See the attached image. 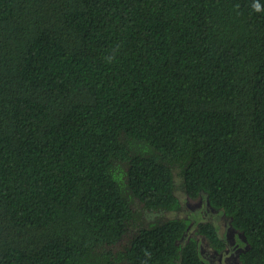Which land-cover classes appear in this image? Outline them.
I'll return each instance as SVG.
<instances>
[{
    "label": "trees",
    "instance_id": "16d2710c",
    "mask_svg": "<svg viewBox=\"0 0 264 264\" xmlns=\"http://www.w3.org/2000/svg\"><path fill=\"white\" fill-rule=\"evenodd\" d=\"M252 3L0 0V264H209L190 219L168 215L178 178L243 234V264H264ZM136 200L155 217L114 252ZM197 233L224 249L212 219Z\"/></svg>",
    "mask_w": 264,
    "mask_h": 264
},
{
    "label": "rangeland",
    "instance_id": "374dc122",
    "mask_svg": "<svg viewBox=\"0 0 264 264\" xmlns=\"http://www.w3.org/2000/svg\"><path fill=\"white\" fill-rule=\"evenodd\" d=\"M177 180L179 186L176 191V195L180 198L182 205L178 212L169 213L168 215L171 217L190 219L191 228L187 235L194 236L196 239H198L202 256L209 264H231L230 262L237 264L236 253L230 252V254L226 253L223 256H220V254L213 251V248L209 244L208 240L197 233V229L200 223L204 222L205 220L212 219L219 226L220 232L224 236V239L227 238V241L229 243L232 242L233 246H236L235 239L238 240V242L240 240H244L243 234L233 228L230 218H228L221 211L214 209L210 205L208 198L205 195H202L197 199L190 198L182 187L180 178ZM134 207L139 212V223L134 225L131 230H129L123 240L113 249L114 252L122 251L125 246L128 245L130 238H132V236L137 233V229L144 224H147L155 217L151 212L145 210L143 208V204L138 200H136ZM139 224L141 226H139ZM230 256H234V258L231 259Z\"/></svg>",
    "mask_w": 264,
    "mask_h": 264
},
{
    "label": "flooded vegetation",
    "instance_id": "af4514ba",
    "mask_svg": "<svg viewBox=\"0 0 264 264\" xmlns=\"http://www.w3.org/2000/svg\"><path fill=\"white\" fill-rule=\"evenodd\" d=\"M243 239L244 240H240L239 242H238V240L235 239L236 246H233L232 245V242L229 243L227 241V238H225L226 245H225V247H224V249L222 251L216 250L212 246L211 247L213 248V251H215L216 253L220 254V256H223L226 253L227 254L228 253L230 254V252L236 253L237 254V256H236L237 264H243V262L241 260V255L244 254L245 252H247L249 250V247H248L249 245H248V242H247L246 238L244 237ZM233 258H234V256L231 257V259H233ZM230 263L231 264H234L232 262H230Z\"/></svg>",
    "mask_w": 264,
    "mask_h": 264
},
{
    "label": "clouds",
    "instance_id": "9594fccd",
    "mask_svg": "<svg viewBox=\"0 0 264 264\" xmlns=\"http://www.w3.org/2000/svg\"><path fill=\"white\" fill-rule=\"evenodd\" d=\"M252 8L255 12L264 11V5H261L259 0H253ZM114 58H115V54L106 57V60L108 63H111L114 60Z\"/></svg>",
    "mask_w": 264,
    "mask_h": 264
}]
</instances>
